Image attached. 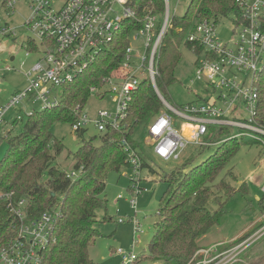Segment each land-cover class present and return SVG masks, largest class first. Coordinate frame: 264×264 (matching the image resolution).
Masks as SVG:
<instances>
[{"label":"trees","instance_id":"obj_1","mask_svg":"<svg viewBox=\"0 0 264 264\" xmlns=\"http://www.w3.org/2000/svg\"><path fill=\"white\" fill-rule=\"evenodd\" d=\"M133 9L135 18L124 24L109 48L73 82L58 88V105L33 109L20 134L9 133L4 138L8 148L0 162V193H13L15 202L25 199L31 220L58 207L62 210L63 219L56 229V242L45 252L42 264H95L90 258V248L99 236L96 228L101 220L99 213H102L101 222L112 220L107 214V200L103 198L108 174L129 167L128 154L121 144L123 140L137 151L143 170L151 169L140 156L141 146L133 139L142 126L145 135L148 134L150 124L164 110L149 79L143 80L131 93L120 130L107 126L99 137L100 146H95L96 138H92L68 156L74 161L72 170H84L79 179L72 181L67 178V172L54 167V160L64 150L63 142L56 139L52 132L54 125L72 127L80 120L92 97L91 89H102L104 81L119 71L129 46V36L142 28L146 15L158 16V24L162 25L164 0H136ZM240 16L237 0H191L181 18L171 19V26L155 61V86L168 103V88L178 83L176 70L183 58L181 48L193 52L197 61L203 56V47L190 43L188 39L195 27L204 20H212L217 25L220 19ZM27 47L33 52L36 50L31 41H28ZM256 89L258 106L255 120L264 127V70L259 75ZM83 132L76 133L81 136ZM225 132L223 128H210L205 139L211 144H220L217 152L197 165L194 164L195 157L191 158L186 166L175 168L160 179L167 187L159 201V222L148 244V255L143 258L145 261L189 264L202 248L199 241L220 225L227 202L237 193L249 195L244 185L236 189L226 179L218 180L241 146L236 144L235 138L223 141L221 137ZM252 142L255 141L245 142L244 145ZM230 177L235 180L232 175ZM259 203L264 212L263 201ZM16 229L15 217L1 204L0 249L16 237ZM242 239L225 248L238 244Z\"/></svg>","mask_w":264,"mask_h":264},{"label":"built area","instance_id":"obj_2","mask_svg":"<svg viewBox=\"0 0 264 264\" xmlns=\"http://www.w3.org/2000/svg\"><path fill=\"white\" fill-rule=\"evenodd\" d=\"M135 1L1 0V7L11 15L14 14L17 4H28L29 16L24 26L35 37L28 41L36 45L35 52L40 55V59L27 73V89L15 93L4 112L0 114V127L4 115L23 102L33 105L39 103L41 109L57 106L58 88L73 82L87 70L109 48V44L123 29L124 24L135 18ZM164 2L165 15L161 27L158 24V16L148 14L143 20L142 28L129 36V46L119 69V80L122 84H115L114 87L103 91L111 83L113 76L104 81L102 89H91L92 95H100L102 91L114 95V102L117 103L116 115L100 112L99 119L95 121H89L87 117L82 116L72 126V131L84 130L87 123H93L100 133L104 132L107 126L120 130L131 93L143 80L149 79L164 106V110L148 128V137L158 159L166 162L179 161L188 147L209 146L211 143H207L205 138L210 128L216 127L246 130L248 133L240 135L264 146V127L259 126L255 120L258 106L256 86L259 75L264 70V0H237L241 16L234 17L233 25L234 31L240 28L242 32L235 42L232 38V42L223 43L216 32L217 25L212 20H204L195 27L188 39L190 43L203 47V56L196 61L191 84H203L207 93L208 90H225L228 94L221 92L216 100H209L206 104L191 103L183 107L169 104L155 86L156 57L171 26L169 1ZM140 41L143 42L144 53H139V50L131 46L132 43ZM29 52L27 55H30ZM247 82H250L251 89L246 91L243 87ZM218 102L223 103L227 109H219ZM239 109L249 114L248 121L230 120L228 115H233ZM238 136L233 138L237 139ZM121 144L128 154V168L133 169L135 174V186L132 188L134 196L130 204L136 210L138 198L143 196L144 192L139 186L143 171L142 161L127 141L123 140ZM83 171V168H80L67 172L66 175L75 181ZM261 192L264 198V185ZM13 196V193H0V206L3 204L17 223L16 237L0 249V264H42L45 252L56 242V229L63 219L62 210L58 207L31 220L27 201L22 199L15 202ZM260 223L262 225L256 228ZM135 228L138 231L136 225ZM263 236L264 212L256 224L238 236V239H234L235 241L243 238L238 244L225 248L234 242L231 241L228 244L201 248L189 264H241L247 251ZM134 249L135 245L129 253L123 250L114 252L121 258L122 264H134L138 260L133 253Z\"/></svg>","mask_w":264,"mask_h":264},{"label":"rangeland","instance_id":"obj_3","mask_svg":"<svg viewBox=\"0 0 264 264\" xmlns=\"http://www.w3.org/2000/svg\"><path fill=\"white\" fill-rule=\"evenodd\" d=\"M168 1L171 19L174 17L181 18L191 2V0ZM28 16L29 8L26 2L17 4L14 14L11 15L9 11L6 12L1 7L0 0V79L2 80L0 83V114L4 112L16 92H23L27 89L29 84L27 73L40 59L37 51L33 52L27 47L28 40L35 39L31 31L24 26ZM233 21L234 17L223 18L217 24L216 32L223 43L232 42V38L233 42L237 41L238 35L242 32L240 28L234 31ZM131 46L135 50H139V53H144L142 41L132 43ZM27 52L30 55H27ZM181 53L183 58L176 70L178 83L169 87L167 91V99L171 105L183 107L190 103L206 104L209 100H216L221 92L228 94L225 90H217L216 92L208 90L207 93L204 91L203 84H191L197 57L184 47L181 48ZM120 76L121 72L118 71L103 91L114 87L115 84H122V81L119 80ZM243 88L246 91L250 90V82H247ZM103 91L100 95H98L99 93L93 94L87 103L83 117H87L89 121L98 120L100 112L116 115L117 103L114 102V95L107 94L105 96L106 93ZM200 98H204L205 101H199ZM217 106L219 109H227L221 102H218ZM41 108L39 103L33 105L23 102L4 115L0 127V162L6 156L8 148V142L4 138L9 133L12 135L20 134L28 114L33 109L41 110ZM228 117L230 120L240 121H248L250 118L243 109H239L233 115L229 114ZM225 130L226 132L221 139L226 141L239 135L236 144H241V146L238 147L218 180L226 179L236 189L244 185L247 187L249 195L237 193L227 202L220 225L214 227L208 235L199 241V246L202 248L234 241L238 236L248 231L253 224H256L263 214L259 202L263 201L264 204L261 192L264 185V146L257 141L244 145L245 142L252 141V139L240 135L248 133L246 130L236 127H229ZM52 132L55 138L64 144L62 154L54 160V167L68 173L73 171L74 165L73 159L68 156L75 153L84 142L96 138L93 144L95 146L101 145L99 137L102 133L97 130L93 123H87L81 136L73 132L71 126L63 124L54 125ZM133 139L141 146L140 156H143L144 163L149 165L152 171L148 168L142 171L139 186L143 188L144 192L143 196L138 198L136 210L130 204L134 196L132 188L135 186L133 169L123 167L119 172H109L103 198L107 200V214L112 220L101 222L102 213H99V220H101L96 225L99 236L95 238V242L90 248V258L95 264H122L121 258L114 251L123 250L129 253L132 251L133 245H135L133 253L140 260L139 263L136 262L135 264H162L143 259L148 255V244L156 233V224L159 222V201L167 187L165 182L160 179L164 177L165 173L186 166L185 164L191 158L195 157V165L201 163L215 154L220 145L216 143L207 147H188L179 161L166 162L155 156L152 142L148 134L145 135L143 126L137 129ZM205 141L212 143L206 139ZM231 175L235 180H231ZM135 225L138 231H136ZM246 255L247 257L243 258L244 264H264V236L247 251Z\"/></svg>","mask_w":264,"mask_h":264},{"label":"crops","instance_id":"obj_4","mask_svg":"<svg viewBox=\"0 0 264 264\" xmlns=\"http://www.w3.org/2000/svg\"><path fill=\"white\" fill-rule=\"evenodd\" d=\"M17 93V92H16Z\"/></svg>","mask_w":264,"mask_h":264}]
</instances>
